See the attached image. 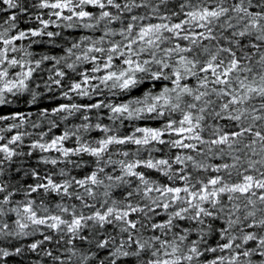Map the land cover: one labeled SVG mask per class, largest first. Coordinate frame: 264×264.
<instances>
[{"label": "snow or ice", "instance_id": "1", "mask_svg": "<svg viewBox=\"0 0 264 264\" xmlns=\"http://www.w3.org/2000/svg\"><path fill=\"white\" fill-rule=\"evenodd\" d=\"M0 264H264V0H0Z\"/></svg>", "mask_w": 264, "mask_h": 264}]
</instances>
